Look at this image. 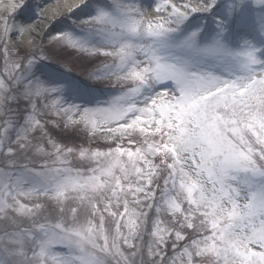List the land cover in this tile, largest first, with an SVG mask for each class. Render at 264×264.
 I'll return each instance as SVG.
<instances>
[{"label": "snow or ice", "instance_id": "6c2138e0", "mask_svg": "<svg viewBox=\"0 0 264 264\" xmlns=\"http://www.w3.org/2000/svg\"><path fill=\"white\" fill-rule=\"evenodd\" d=\"M152 4L81 0L32 51L0 19V264H264V0Z\"/></svg>", "mask_w": 264, "mask_h": 264}, {"label": "bare ground", "instance_id": "6f19581e", "mask_svg": "<svg viewBox=\"0 0 264 264\" xmlns=\"http://www.w3.org/2000/svg\"><path fill=\"white\" fill-rule=\"evenodd\" d=\"M1 2L3 1L0 0V13L1 9H4L3 7L6 4L5 1L3 3ZM155 2L163 3V0H155ZM172 2L176 3L178 6L183 3H188L192 6H196L199 0H172ZM80 3L81 0H44L42 7H38L35 9L32 8L28 12L21 13L20 20L23 21L21 23L27 29L22 37L24 43L27 45V43L33 40V36H36L37 38L41 37L43 33L52 26L51 22L61 18L65 19V16H74L69 15V12L71 9H75V6ZM149 4H152V0H144L143 6L146 10V15L151 16L153 15V11L152 9L148 8ZM154 7L155 4H152L153 9ZM1 14L4 15V17L10 16V13L6 12V10H2ZM1 14L0 19H2ZM39 19H41L43 22H38L37 20ZM15 23L20 24L19 21H16ZM17 39H20V37H18Z\"/></svg>", "mask_w": 264, "mask_h": 264}, {"label": "rangeland", "instance_id": "374dc122", "mask_svg": "<svg viewBox=\"0 0 264 264\" xmlns=\"http://www.w3.org/2000/svg\"><path fill=\"white\" fill-rule=\"evenodd\" d=\"M3 2L5 1L6 2V4H5V6L3 7L4 9H1V13H2V10H6V12H8V13H10V14H12L14 11H16V10H19V9H15L14 7H13V5H19V4H21V3H25L27 0H2ZM3 2H1V3H3ZM199 3V2H198ZM1 8H2V6H1ZM0 13V14H1ZM77 13V12H76ZM76 13L74 14V17H75V15H76ZM78 13L80 14V11H78ZM1 17L3 18L4 17V15H2L1 14ZM76 18V17H75ZM75 18H73V16H72V20H74ZM81 19H83V16H81ZM15 20H17V19H15ZM38 22H40V23H42L43 21L41 20V19H39V20H37ZM196 22H201V23H204V21L202 20V19H198L197 21H195L194 23H196ZM63 25H66L63 21H61V25H58V27H60V26H63ZM37 34V33H36ZM34 37L35 38H37L36 36H33V39H34ZM38 40L39 39H36L35 40V42H33V40H31L29 43H27V47H26V50L27 51H32V50H34L35 48H36V46H37V44H38ZM44 43H45V46H47V38L45 39V41H44ZM104 59H106V58H104ZM65 60H66V62L65 63H63L62 64V66H60V65H58L57 67H62V70L63 71H65L67 74L68 73H70V74H72V73H75V74H78L79 75V73L80 72H84L83 71V69L84 68H86V65H87V63H88V61H87V59H77L76 58V54L74 53V55L73 54H70V58H69V56H67L66 55V57H65ZM53 63H55V61H53ZM73 68V69H72ZM50 71H51V69H50ZM68 78V77H67ZM69 79V78H68ZM99 82V81H98ZM103 83H108L110 86H112V87H117L118 85H119V81H117V80H115V79H112V80H103ZM115 90H117V89H114V90H112V91H110V92H108V97L110 96V95H112L114 92H115ZM107 97H103V94H101V93H98L97 91H92L91 92V94H90V96L89 97H86L85 99L87 100V99H91V100H95V99H101V100H103V99H106ZM77 103H83L84 101H81V100H77L76 101ZM73 133H75L77 136H78V138H80V142H81V145H83L84 143L86 144V142L87 141H89V137H88V139L87 140H84L83 138H82V135L83 134H85L86 135V133L84 132V131H82V130H77L76 132H73ZM76 136V137H77ZM85 137V136H84ZM78 138H76V139H74L72 136H68V139H67V143H68V146H72L71 145V141L70 140H72V139H74L77 143H78V141H77V139ZM97 140V139H96ZM98 140H100V139H98ZM102 141V140H101ZM76 143V144H77ZM102 143H104L103 141H102ZM80 145V146H81ZM84 146V145H83Z\"/></svg>", "mask_w": 264, "mask_h": 264}, {"label": "trees", "instance_id": "16d2710c", "mask_svg": "<svg viewBox=\"0 0 264 264\" xmlns=\"http://www.w3.org/2000/svg\"><path fill=\"white\" fill-rule=\"evenodd\" d=\"M86 67H87V65H86ZM72 74H73V76H77V79H80L81 82H83V83L86 82V80H87V76H86V74L84 72L83 73L80 72L79 75L75 74V73H72ZM70 136H72L74 139L78 138V136L75 133H71ZM74 139L70 140L71 141V145L72 146H77V147L80 146L81 145L80 138L77 139L78 143ZM83 145H85V143Z\"/></svg>", "mask_w": 264, "mask_h": 264}]
</instances>
